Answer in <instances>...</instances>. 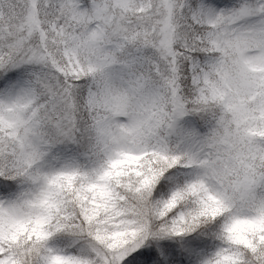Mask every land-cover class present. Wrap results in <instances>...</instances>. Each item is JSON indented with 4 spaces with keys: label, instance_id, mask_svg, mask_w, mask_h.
Returning a JSON list of instances; mask_svg holds the SVG:
<instances>
[{
    "label": "snow or ice",
    "instance_id": "obj_1",
    "mask_svg": "<svg viewBox=\"0 0 264 264\" xmlns=\"http://www.w3.org/2000/svg\"><path fill=\"white\" fill-rule=\"evenodd\" d=\"M0 264H264V0H0Z\"/></svg>",
    "mask_w": 264,
    "mask_h": 264
}]
</instances>
